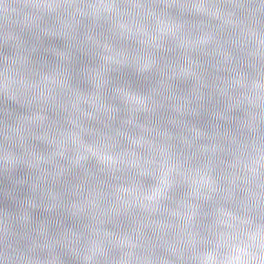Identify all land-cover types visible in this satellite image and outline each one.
Returning <instances> with one entry per match:
<instances>
[{
    "label": "clouds",
    "instance_id": "obj_1",
    "mask_svg": "<svg viewBox=\"0 0 264 264\" xmlns=\"http://www.w3.org/2000/svg\"><path fill=\"white\" fill-rule=\"evenodd\" d=\"M0 264H264V0H0Z\"/></svg>",
    "mask_w": 264,
    "mask_h": 264
}]
</instances>
